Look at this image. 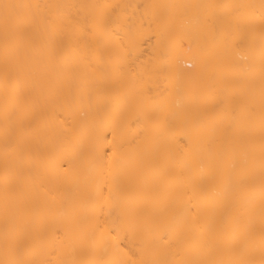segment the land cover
<instances>
[{
    "label": "bare ground",
    "instance_id": "1",
    "mask_svg": "<svg viewBox=\"0 0 264 264\" xmlns=\"http://www.w3.org/2000/svg\"><path fill=\"white\" fill-rule=\"evenodd\" d=\"M0 264H264V0H0Z\"/></svg>",
    "mask_w": 264,
    "mask_h": 264
}]
</instances>
